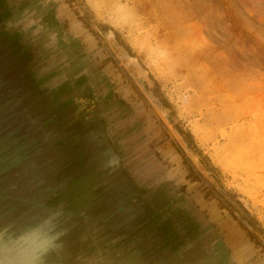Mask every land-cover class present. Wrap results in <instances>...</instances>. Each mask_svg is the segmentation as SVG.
<instances>
[{
  "label": "rangeland",
  "instance_id": "374dc122",
  "mask_svg": "<svg viewBox=\"0 0 264 264\" xmlns=\"http://www.w3.org/2000/svg\"><path fill=\"white\" fill-rule=\"evenodd\" d=\"M0 178V264H264V0H0Z\"/></svg>",
  "mask_w": 264,
  "mask_h": 264
},
{
  "label": "clouds",
  "instance_id": "9594fccd",
  "mask_svg": "<svg viewBox=\"0 0 264 264\" xmlns=\"http://www.w3.org/2000/svg\"><path fill=\"white\" fill-rule=\"evenodd\" d=\"M56 227L54 221L45 219L25 232L19 242L4 246L3 251L18 264H39L42 254L56 239Z\"/></svg>",
  "mask_w": 264,
  "mask_h": 264
},
{
  "label": "flooded vegetation",
  "instance_id": "af4514ba",
  "mask_svg": "<svg viewBox=\"0 0 264 264\" xmlns=\"http://www.w3.org/2000/svg\"><path fill=\"white\" fill-rule=\"evenodd\" d=\"M1 179L2 178H0V181H1ZM1 192V191H0ZM0 197H2V198H4L6 201L7 200H12V196L11 195H8V194H6V193H3V194H0ZM55 199L57 200L56 202H55ZM73 198H71V199H68L69 201H71ZM87 199H88V197H87ZM65 200L66 201H68L67 199H63V200H59V197H58V195H56L53 199H51V202L48 204L49 205V208H51V209H53V210H56V203H59L60 201H62V202H65ZM84 201H86V198H84ZM9 205V204H8ZM8 205H5V207L4 208H7V206ZM55 208V209H54ZM61 212V210H58V213H60ZM61 213H63V215L65 216V217H70L71 216V212L69 213V212H65V211H62ZM73 215H74V213H73ZM9 226H7L6 227V225H4V223L3 224H1V228L2 229H4L5 230V228H8ZM7 230V229H6ZM9 230H10V228H9ZM72 237H73V235H72ZM87 237H89L90 238V236L87 234ZM1 238V237H0ZM70 238H71V236L70 237H68V239L70 240ZM75 239L76 238H74L73 237V239H72V241H71V244H72V246L71 247H69V248H67V249H70V250H75V249H77V245H79L81 242H79V241H75ZM70 244V243H69ZM70 244V245H71ZM5 245V244H4ZM55 248V247H54ZM57 248V247H56ZM51 250H52V252L49 254L51 257H52V259L53 260H58V258H56L57 256H59V249H53V247H51L50 248ZM49 248H48V250H47V252L50 250ZM194 248H191V250H189V251H191L192 252V250H193ZM69 250V251H70ZM57 252V253H56ZM48 254V253H47ZM54 254H56V256H54ZM58 254V255H57ZM183 254H185L186 256H188L189 257V255H190V252H188V251H185L184 250V253ZM183 254H181V252H179V256L177 255V256H175V259H173L174 261H176L177 259H179V258H182V259H184V258H186V256H184V257H182V255ZM43 255V254H42ZM191 257L193 256V254L192 255H190ZM42 257V256H41ZM79 257V256H78ZM80 259V258H79ZM118 260H110V262L111 263H113V262H117ZM39 262H41V261H39ZM75 262L76 261H71L70 263H68V264H75ZM129 262H130V264H134L133 262L134 261H131V260H129ZM128 262V263H129ZM172 262V261H171ZM17 264H18V262H17ZM102 264H105V263H102ZM167 264H169V263H167ZM184 264H186V263H184Z\"/></svg>",
  "mask_w": 264,
  "mask_h": 264
},
{
  "label": "bare ground",
  "instance_id": "6f19581e",
  "mask_svg": "<svg viewBox=\"0 0 264 264\" xmlns=\"http://www.w3.org/2000/svg\"><path fill=\"white\" fill-rule=\"evenodd\" d=\"M129 69L132 73H134L135 75L139 74V68L134 64V63H131L129 62Z\"/></svg>",
  "mask_w": 264,
  "mask_h": 264
}]
</instances>
